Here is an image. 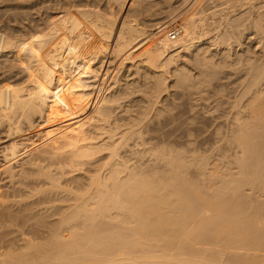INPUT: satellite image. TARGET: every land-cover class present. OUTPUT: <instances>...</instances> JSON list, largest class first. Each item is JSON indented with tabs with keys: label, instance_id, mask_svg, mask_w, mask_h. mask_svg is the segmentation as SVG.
<instances>
[{
	"label": "bare ground",
	"instance_id": "obj_1",
	"mask_svg": "<svg viewBox=\"0 0 264 264\" xmlns=\"http://www.w3.org/2000/svg\"><path fill=\"white\" fill-rule=\"evenodd\" d=\"M189 2L38 0L0 31V264H264V0H196L168 40ZM227 72L235 159L192 158L154 120Z\"/></svg>",
	"mask_w": 264,
	"mask_h": 264
},
{
	"label": "rangeland",
	"instance_id": "obj_2",
	"mask_svg": "<svg viewBox=\"0 0 264 264\" xmlns=\"http://www.w3.org/2000/svg\"><path fill=\"white\" fill-rule=\"evenodd\" d=\"M33 1L34 0H32V5H31V0H28L29 4L27 3V0H16V1L15 0H0V21H1L0 22V31L3 32L5 35H9L8 32L9 33L11 32L10 27L12 25H14L16 27V29H18V28L20 29L26 23V21H27L26 24H28V22H29V24H33L34 19L35 18L38 19V16L40 14L38 12L39 9L37 10L36 8H34V11L30 10L29 7H31V6L36 7L35 4L38 0H36L34 2ZM57 1H59V0H57ZM195 1L196 0H191L192 3L189 2L187 5H185L183 8H181L180 13L173 18L168 17L166 14H165L166 16L163 15L161 21L163 20L164 22L163 21L162 22L160 21V22L163 25L170 27V28H168L169 33L174 30L177 23L180 22L179 20H182V18L184 17V14H186L188 12V9L191 7V5ZM15 5H16V7H15ZM26 7H27V9H26ZM11 8H14V9L15 8H21L22 11H20L19 14H22V16L19 14H14V15L16 16V18L22 17L25 21L22 18L19 20L18 19L16 20L15 16L13 17V14H12L13 11L10 12ZM23 8L25 9V11L23 10ZM26 10L31 11L32 17L30 15V12L27 11V14H26ZM23 12H25V16H24ZM34 12H36L35 15L37 16L35 18H33ZM28 14L30 15L31 19L33 18V20H31L29 18ZM10 16H12V17H10ZM12 18H15L16 22L12 21ZM177 18H178V20H177ZM165 19H167V20H165ZM248 19L249 18H247V20ZM251 19L252 18H250L249 20H251ZM22 20H23V22H22ZM29 20H31V21H29ZM32 21H33V23H31ZM246 21L244 22V23H246L244 28H246L247 24H250L252 20L250 21V23L248 21L247 22ZM153 22L154 21L149 22L150 26L148 27L149 29H147V30L149 32L151 31L150 33L155 34L160 29H157L156 26L154 27V23H156V22H154V23ZM151 25H153V26H151ZM165 26H163V27H165ZM253 26H254V24H253ZM152 27L154 29H152ZM247 28H248V30H245L246 34L243 35V37L241 38L240 41L243 42V45L245 47L250 45L249 47L253 46L252 48H254L258 42V39H257L258 35L255 34L256 29H254L255 27H252L251 24H250V26L248 25ZM155 29H157L158 31ZM177 39H178V37H177ZM168 40H169V38H168ZM237 47L240 48L241 46L239 45ZM0 57H1V59H0V85H2L5 82L8 83V81H10V79L8 77L9 76V74H8L9 68L12 66H15V65L19 66V64H21V63H19L18 61L13 62L12 61L13 58L11 60L10 51L9 52L8 51H2V53L0 52ZM17 63H18V65H17ZM240 69L242 71L241 67H240ZM240 72H239V74H241ZM228 73L229 72H227L226 74L220 75V77L222 78V81H224L223 79L227 80L224 82L220 81L224 84V89H226L225 91H223L222 95H221V93H219V94L217 93V80L215 82V85L213 87H211L206 93H204L202 95H199V94L196 95L195 93H193L195 95H193V94L187 95L186 93H189L187 91L184 93L183 92L181 93L178 91L175 95V98L173 99L174 101L170 100V101L166 102L167 104L165 105V113L167 111H169L170 113L169 112H168V114L164 113L165 115L163 114V116H162L164 118L159 117L161 120L160 119H158V120H160V121L154 120L156 123L157 122L158 123L159 122H166V121L171 123L170 126L168 125V129H171L172 131H174L176 133V136H175L176 138H174V141H176V144L183 142L182 144H184V147H186V149L189 151V156L191 155L190 157H192V155H194V157L196 156V158L200 157V156H201L200 158H202V156H203L204 158H208L209 160H211L212 161V162L210 161L211 163L215 162L217 164L225 162L226 160L232 161L233 159H235L234 154L236 152V149L234 148V146H232L230 144L228 145V142H227L228 140H226V139H228L229 134H230V130L234 126V125H232V126L228 125L229 122L231 121L232 114H234V112H235L234 103L236 101V99H235L236 97H235V93H234L233 89L237 88L238 84H240L241 81L238 80L239 81V82H237L238 84L237 85L235 84L233 86V84L235 83L234 82L235 81L234 76H235V79L240 78V76L238 73L235 75L234 74L230 75V73L228 75ZM223 75L225 77H223ZM236 75H237V77H236ZM229 81H233L234 83L233 82L231 83ZM227 82H229L230 84ZM226 83L229 86H227ZM214 90H216V91L214 92ZM231 90H233V91H231ZM231 92H233V93H231ZM198 96H199V98H198ZM233 99H235V100H233ZM166 106L167 107L169 106V108H166ZM155 119H156V117H155ZM176 120H179V121H176ZM156 127H158V125ZM194 157H192V158H194ZM189 174H191L192 176L195 175L193 177L191 175L190 176L192 179L197 180V178H198L197 174H199V172H198V170L191 169ZM207 247H211L214 249V246L207 245L206 248ZM216 248L217 247H215V250H217ZM138 249H139V251H137ZM138 249L135 251L137 254H138V252L140 254L142 251H141L140 247ZM133 255L135 256L136 254H133ZM213 255H215V254H213ZM215 256H217V255H215ZM14 257H17V256L15 255ZM13 259L14 260L15 259L20 260V257L19 258H13Z\"/></svg>",
	"mask_w": 264,
	"mask_h": 264
},
{
	"label": "built area",
	"instance_id": "obj_3",
	"mask_svg": "<svg viewBox=\"0 0 264 264\" xmlns=\"http://www.w3.org/2000/svg\"><path fill=\"white\" fill-rule=\"evenodd\" d=\"M179 34H180V29L179 28H174V30L169 33V36L168 37H169V39L171 41H174V40L177 39V37L179 36Z\"/></svg>",
	"mask_w": 264,
	"mask_h": 264
}]
</instances>
